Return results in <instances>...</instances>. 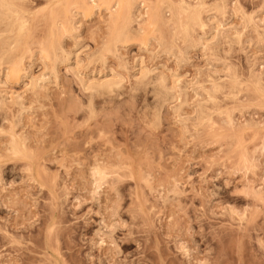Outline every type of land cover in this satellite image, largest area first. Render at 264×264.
<instances>
[{"label":"rangeland","instance_id":"rangeland-1","mask_svg":"<svg viewBox=\"0 0 264 264\" xmlns=\"http://www.w3.org/2000/svg\"><path fill=\"white\" fill-rule=\"evenodd\" d=\"M18 1L0 264H264V0ZM182 1L200 10L191 33ZM107 77L124 80L115 94L87 89Z\"/></svg>","mask_w":264,"mask_h":264},{"label":"bare ground","instance_id":"bare-ground-1","mask_svg":"<svg viewBox=\"0 0 264 264\" xmlns=\"http://www.w3.org/2000/svg\"><path fill=\"white\" fill-rule=\"evenodd\" d=\"M16 1L18 0H0V16H1V23H2V31L0 30V64H2L3 62H7V63H12L14 60H15V55H14V51L22 45L23 43V35H24V32L26 30V27H27V19H26V14H25V10L23 7H21L22 3L18 4ZM186 1V0H185ZM185 1H182L181 2V11H183L184 13L186 12V15L187 18H189L187 21V26L185 27V30H184V33L186 34L189 30V33L190 32V27L191 26H194L195 24H202V19H200V16H199V11L198 12H195L197 11V9L195 8V6H193L196 10L194 11V8L190 5V3H187ZM19 2V1H18ZM120 3V2H118ZM120 5V4H119ZM24 6V5H23ZM199 9V8H198ZM181 14V13H180ZM179 15V14H178ZM124 17L123 15L122 16H117L116 19L117 20H122L121 18ZM180 18V16H179ZM202 18V17H201ZM131 19V18H130ZM121 22V21H120ZM128 22H129V19L128 20H124L123 22V26L119 25L118 27H122V29L120 30H117L118 33L116 35V38H115V35H114V38L115 40L114 41H118L119 43L122 41H128V39L130 38V35H131V29H129L128 27ZM61 23H64V22H61ZM117 23V22H115ZM131 24V23H130ZM205 24V22H204ZM65 25V23H64ZM70 25V23H69ZM203 25V24H202ZM201 25V26H202ZM60 27V26H59ZM68 28V26H67ZM195 28V27H194ZM134 33V32H133ZM190 35V34H189ZM188 35V36H189ZM132 36V35H131ZM240 37V35H239ZM51 38V37H50ZM49 38V40H50ZM53 40V39H52ZM48 41V39H47ZM46 43V42H45ZM49 43V42H48ZM54 42H52L53 44ZM49 45V44H47ZM46 45V46H47ZM54 45V44H53ZM51 45L53 47V51H58L57 49L59 47L58 46V43H57V48H54V46ZM62 47V46H61ZM22 48V47H21ZM46 48V47H45ZM48 48V47H47ZM46 48V49H47ZM52 50V49H51ZM63 50V49H62ZM47 52V50H45ZM52 51V52H53ZM61 51V50H60ZM59 51V52H60ZM49 52V50H48ZM18 53V52H16ZM55 53V52H54ZM57 57H60L59 55H57V53H55ZM76 54V53H75ZM54 55V54H53ZM68 55V54H67ZM71 55V54H70ZM77 55V54H76ZM55 56V57H56ZM56 57V58H57ZM71 57V56H69ZM63 60V59H62ZM70 62V61H69ZM142 65V64H141ZM57 66V65H56ZM56 68V67H55ZM141 69V68H140ZM146 69V68H145ZM143 70V69H142ZM54 71V70H53ZM57 71V70H56ZM145 71V70H144ZM147 71V70H146ZM149 71V70H148ZM80 72V71H79ZM142 72V71H141ZM154 71H152L151 73H153ZM53 73V72H52ZM78 73V72H77ZM146 73V72H145ZM113 74V73H112ZM147 74V73H146ZM56 75V74H55ZM110 75V74H109ZM57 76V75H56ZM116 76V75H115ZM155 76V75H154ZM105 77V76H104ZM47 79V78H46ZM45 79V80H46ZM92 79V78H90ZM141 79V78H140ZM49 80V79H48ZM94 81H92L89 85L87 84V89L90 90L93 94H98V95H109V94H113L114 92L116 93V90L117 89H120L122 84H123V78L122 79H115L114 78H110L108 79V77L106 79H102V78H98V79H94ZM139 81V80H138ZM142 81V80H141ZM153 81V84L155 85L153 88H155L154 90H156L155 94L157 96H166L168 97L169 94L171 93L170 91H173L174 88L169 89V87H167V84H166V79L164 77H157L155 79V77L151 80ZM38 82V81H37ZM140 83V82H139ZM152 83V82H151ZM84 86V85H83ZM38 87V86H37ZM217 87L215 86V89ZM220 88V87H219ZM218 90V89H217ZM153 91V90H152ZM119 92V91H118ZM114 93V94H115ZM93 96V95H92ZM170 96H172V94H170ZM19 98V97H18ZM172 98V97H171ZM212 98V97H211ZM160 99V98H159ZM93 103V102H92ZM91 103V104H92ZM159 103V102H158ZM203 108V107H202ZM93 109V107L91 108ZM11 147L9 148L10 149V152L14 155V156H19L22 157L21 155H24L25 156V151L23 149V147H21L19 145V143H17V141H13L11 143ZM12 155V156H13ZM11 156V157H12ZM101 164H96L94 167H93V174H94V178L96 177L97 180H101L103 181V178H105V169L102 167V165L100 166ZM107 168V167H106ZM101 181V182H102ZM96 182V181H95ZM99 182V181H98ZM96 182V184L98 183ZM99 184V183H98ZM99 187V186H98ZM114 232H111L110 233V237L113 241V243L116 245L117 242L116 240L114 239ZM104 241L101 242V244L103 243ZM116 248L118 250L117 254L119 255L120 253H122V249L119 247V245L117 244L116 245ZM185 248V247H184ZM183 248V249H184ZM188 249V248H187ZM186 249V250H187ZM185 250V249H184ZM191 251V250H190ZM58 252V251H57ZM186 253V252H185ZM188 255L190 256V253L189 251H187ZM55 258H56V264H62L61 261L59 260V257L58 255L54 254ZM115 257H113L114 259ZM114 264H123L122 262L116 260L114 262Z\"/></svg>","mask_w":264,"mask_h":264}]
</instances>
